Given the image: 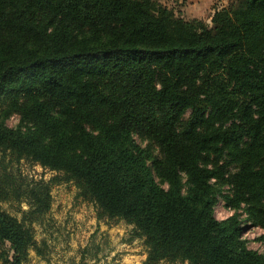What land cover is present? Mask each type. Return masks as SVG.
I'll use <instances>...</instances> for the list:
<instances>
[{
	"label": "trees",
	"instance_id": "obj_1",
	"mask_svg": "<svg viewBox=\"0 0 264 264\" xmlns=\"http://www.w3.org/2000/svg\"><path fill=\"white\" fill-rule=\"evenodd\" d=\"M0 153L132 225L143 264H264L241 218L264 229V0H233L212 27L155 0H0ZM51 192L0 161V204L29 207L0 205L7 264L37 249Z\"/></svg>",
	"mask_w": 264,
	"mask_h": 264
},
{
	"label": "rangeland",
	"instance_id": "obj_2",
	"mask_svg": "<svg viewBox=\"0 0 264 264\" xmlns=\"http://www.w3.org/2000/svg\"><path fill=\"white\" fill-rule=\"evenodd\" d=\"M173 10L177 17L186 20L202 19L212 27L216 9L228 7L233 0H155ZM19 123L13 116L10 127ZM141 142V140L139 139ZM146 144V143H145ZM1 165L24 185L37 181L51 182V210L33 223L37 249H31L25 264H143L147 249L143 239L136 237L134 227L125 221L99 220L96 206L80 196L73 181L54 180L61 177L49 169L29 161L16 162L0 153ZM1 207L12 216L22 220V211L29 209L26 203L4 202ZM219 220H226L235 211L226 208L222 198L215 207ZM242 213V211L240 212ZM244 237L250 249L264 253L260 238L264 229L250 226L242 213ZM8 244L0 243V264L6 263ZM161 264H183L162 262ZM188 264V263H185Z\"/></svg>",
	"mask_w": 264,
	"mask_h": 264
}]
</instances>
